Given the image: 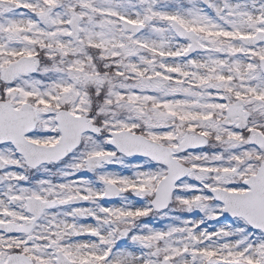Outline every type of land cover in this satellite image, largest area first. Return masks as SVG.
<instances>
[{"label": "snow or ice", "instance_id": "snow-or-ice-1", "mask_svg": "<svg viewBox=\"0 0 264 264\" xmlns=\"http://www.w3.org/2000/svg\"><path fill=\"white\" fill-rule=\"evenodd\" d=\"M0 264H264V0H0Z\"/></svg>", "mask_w": 264, "mask_h": 264}]
</instances>
